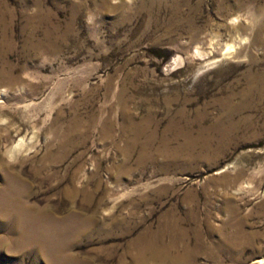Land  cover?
Instances as JSON below:
<instances>
[{"label":"rangeland","instance_id":"1","mask_svg":"<svg viewBox=\"0 0 264 264\" xmlns=\"http://www.w3.org/2000/svg\"><path fill=\"white\" fill-rule=\"evenodd\" d=\"M2 191L0 264H264V0H0Z\"/></svg>","mask_w":264,"mask_h":264},{"label":"bare ground","instance_id":"2","mask_svg":"<svg viewBox=\"0 0 264 264\" xmlns=\"http://www.w3.org/2000/svg\"><path fill=\"white\" fill-rule=\"evenodd\" d=\"M7 80L9 81V82H11V78L10 77H8L7 78ZM70 133L69 132H67L66 134H65V136L67 137L68 135H69ZM14 148H16V147H14ZM13 151L14 150H12L11 151V153H13ZM10 190V189H9ZM15 192H17V191H15ZM6 193L5 192H0V202L1 203H8V202H10V203H12L14 206H15V208L17 209L15 212H13L15 215H16V217H17V222L18 221H21V218H23V217H25V218H29L31 221H35V220H37V222H39L40 220H42L41 218L43 217V216H41L39 213L37 214V213H34V214H32L31 213V210H30V208L25 204V197L22 195H20L19 196V194H17V195H13V196H6L5 195ZM36 211V210H35ZM3 212V211H2ZM37 212V211H36ZM31 213V214H30ZM27 215V216H26ZM47 216V215H46ZM36 222V221H35ZM19 223V222H18ZM36 225V224H35ZM174 228V224H171V226H167V225H165L164 227H162V230H161V233H160V237H163L164 235H165V232L166 233H169L170 232V230L171 229H173ZM24 233V232H23ZM23 236V235H22ZM24 239V238H23ZM175 243V242H174ZM174 243H172V244H174ZM67 260V259H66ZM259 263H263V261H258Z\"/></svg>","mask_w":264,"mask_h":264}]
</instances>
